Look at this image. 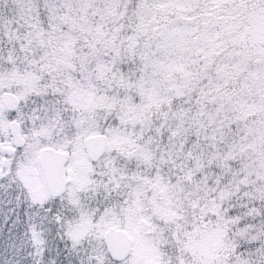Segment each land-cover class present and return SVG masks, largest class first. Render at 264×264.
Listing matches in <instances>:
<instances>
[{"label":"snow or ice","instance_id":"1","mask_svg":"<svg viewBox=\"0 0 264 264\" xmlns=\"http://www.w3.org/2000/svg\"><path fill=\"white\" fill-rule=\"evenodd\" d=\"M0 264H264V0H0Z\"/></svg>","mask_w":264,"mask_h":264}]
</instances>
